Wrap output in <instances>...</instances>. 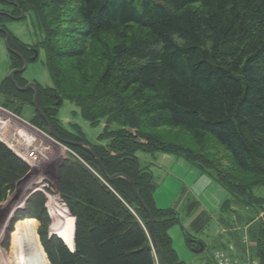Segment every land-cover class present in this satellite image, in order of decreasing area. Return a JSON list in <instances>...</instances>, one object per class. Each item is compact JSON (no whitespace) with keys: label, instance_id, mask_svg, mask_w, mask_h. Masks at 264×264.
Masks as SVG:
<instances>
[{"label":"trees","instance_id":"1","mask_svg":"<svg viewBox=\"0 0 264 264\" xmlns=\"http://www.w3.org/2000/svg\"><path fill=\"white\" fill-rule=\"evenodd\" d=\"M0 2L13 15L20 14V8L31 13L43 33L33 45L44 49L52 80L51 86L37 82L43 113L62 138L89 145L107 169L105 173L88 150L67 144L79 157L60 165L54 189L50 182L35 186L14 220L10 253L19 264H161L150 217L131 184L107 176L117 172L135 181L150 207L166 262L185 264L168 234L179 223L178 212L155 207L153 173L141 164L139 152L180 155L220 183L236 203L260 208L263 197L255 189L264 187V0ZM10 19L0 13L3 26ZM59 22L66 27H58ZM104 35L119 39L112 44ZM10 45L20 53L7 49L11 70L23 65L22 54L30 59L33 52L11 31ZM93 55L105 63L102 71H89L85 65L84 59L96 62ZM62 59L74 63L70 71L59 65ZM97 74L92 90H77L92 84ZM15 79L20 86L29 82L24 72L15 73ZM2 95L10 104L31 105L34 123L48 129L34 105L33 88L20 90L7 75L0 81ZM57 96L79 106L92 125L104 123L98 142L81 128L72 132L63 126ZM17 121L0 110V139L33 162L23 147H40L32 136L38 132L25 125L21 135H6L4 128L13 130ZM160 125L180 127L199 139L213 138L229 153L232 169L146 132ZM13 150L0 141V202L30 170ZM26 216L41 222L42 242L36 219H23ZM256 233L264 263V226ZM186 240L191 244L190 236Z\"/></svg>","mask_w":264,"mask_h":264},{"label":"rangeland","instance_id":"2","mask_svg":"<svg viewBox=\"0 0 264 264\" xmlns=\"http://www.w3.org/2000/svg\"><path fill=\"white\" fill-rule=\"evenodd\" d=\"M3 9L9 10V7L0 2V11H2ZM32 18L33 16L31 15V13H27L26 18L10 19L6 23L7 28L10 29L12 33L17 35V37L23 39L25 42L29 43L31 46L39 42L42 39L41 35L43 34L42 31L34 24ZM1 25L2 23H0V27H2ZM58 27L65 28L66 25L60 23ZM133 29L139 31L140 27L133 26ZM105 39L107 41H110V43L115 44V41H117L119 38H116V36L109 37L106 35ZM5 40L6 39L0 34V81L2 80V78H5V76L9 75L10 73L11 57L6 48ZM93 56L98 58V56L96 55ZM45 60V51L44 49H40L38 58L36 60L29 61L28 68L24 72V76L31 82L36 81L42 84L43 86H51L52 80L45 66ZM95 60L96 62H93L94 64L89 63L88 59H84V62L85 65L88 67L89 71H91V67L95 72L100 70L102 71L103 68H105V63L98 62L97 60H99V58ZM59 65H63L68 71H70L74 63L70 60L62 59ZM99 77L100 75L97 74L92 84H84L77 90L79 92L92 90L96 82L99 80ZM19 103L20 102L10 104L3 95L0 96V110L9 113L15 119L18 120L15 126L13 127V130L12 128H4L6 130L5 133L6 135H9L10 133H12V131H14L16 134L21 135L23 133L24 126L27 125L28 127L38 132L36 133L32 131L34 133L32 136L34 140L40 145V147H38L34 143H31L29 145L26 144V146L23 147L25 152H27L30 157L34 159L33 162L32 160L27 159L22 154L17 153L22 159H25L30 163V170L26 174V176L18 182L15 190L11 191L8 197L4 201L0 202V264H19L16 259L17 255L10 253L12 247V234L17 227L16 224L14 225V220L19 219V210L24 208L28 193L35 186L43 183L50 182L51 185L53 184L54 187L51 186V189L57 187L59 170L58 168L60 167V165L67 159L79 157L78 154L72 148H70L69 145H67L63 141H57L56 139L51 138L47 134V130L39 127L37 124L34 123L33 118H35L36 116L35 110L31 105ZM58 114L65 128L69 129L72 132H77V129L81 128L82 131L85 133L86 137H88L92 141H97L98 134L103 130V122L96 125H92L89 121L82 117L79 106L67 99H65L64 102L60 104L58 108ZM28 122H30L32 125ZM145 129L147 133L157 136V138H159V141L165 142V144H174V147L176 145L179 148H182L183 150L187 149L188 151L191 150V152H198L200 154H203L202 156L208 159L210 162L218 166L224 167V169H232L229 153L211 137H205L203 139L195 138L191 133L176 126L160 125L158 127H147ZM0 141L4 142V144L6 145H9L2 139H0ZM24 141L25 140L23 138V142ZM45 156L46 158H44ZM139 156L142 164L148 163L149 161V163L153 162L157 164V153L156 155H152L150 153L139 152ZM152 166L154 167L153 171L155 179H159L157 172L160 169H158L155 164H152ZM247 177L248 179L254 178L253 175L249 174H247ZM188 181L190 182L191 179L188 178ZM197 181L198 179L194 180V182ZM210 182H212L213 184L215 183L211 179ZM167 183L171 189L172 196L170 197V202L166 207L174 206L177 209L180 217V222L173 224L170 228V234L173 238V246L176 249L179 257L183 259L187 264H215L213 262L212 257L213 252L216 248L219 247V238L223 234L222 225L220 224L218 219L222 212H224L223 205L225 204V199L228 196L231 197L229 191L227 190L228 192L226 191V193L225 189L218 188V190L220 191H216L212 188L204 187V190L199 194L203 195L204 197V202L207 205L206 210L211 219L208 223L201 222L200 225L192 226L190 225V222L193 218H195V215L199 209H196V206H192V209L185 208L187 206L186 203L185 207L182 206V202H180V199L184 196V183H178L176 185L175 183H172V181L171 183L170 181ZM201 185L203 186L204 183H202ZM220 188L223 187L220 186ZM255 193L263 197V202L261 206L262 208H264V187H257L255 189ZM235 207L244 208L245 205L237 203ZM254 213L255 215H250L252 217H255L257 221H254L249 217L243 219L241 216H239L236 225L242 226L241 230L244 232L243 226L246 223L250 224V226H252L249 231L252 237L251 239L257 240L258 234L256 232H258V228L263 227L262 222L264 221V217L261 215L257 217L259 212ZM26 218L36 219V230L39 235L40 241L42 242L39 233V227L41 226V222L35 217L26 216L23 219ZM203 218L204 217L202 216V219ZM185 232H187L188 235L191 237V241L194 242V245L198 246V242L201 241L205 244V248L199 253L195 252V248L190 247L187 244ZM227 237L228 236H226V238ZM227 239H229V237ZM251 247L252 258L259 257V245H257L256 248H253L254 246ZM49 264H51L50 261Z\"/></svg>","mask_w":264,"mask_h":264},{"label":"crops","instance_id":"3","mask_svg":"<svg viewBox=\"0 0 264 264\" xmlns=\"http://www.w3.org/2000/svg\"><path fill=\"white\" fill-rule=\"evenodd\" d=\"M156 160H157V164L153 163V162L149 163L150 161L148 163H144V164L141 163L143 166L149 165L150 169L153 173V179H154V185H155V189L153 192V202H154L155 207L159 208V209H166V208L174 207V206L166 207L170 202V197L172 196L171 189H170L167 182L170 181V183H171V181H172V183H175V185L178 183H184V186H183L184 196H183V198L180 199V202H182V206L185 207V203H186L187 206L185 208L192 209L193 208L192 206H196V209H199L195 215V218H193L192 221L190 222V225H192V226L193 225H200L201 222L202 223H205V222L208 223L209 220L211 219V217L209 216V214L206 210L207 205L204 202V197H203V195H200L199 193H201L204 190V187L205 188L209 187V188H212L216 191H220V190H218V188L219 189H225V188L220 183L215 181L214 179L210 178L209 176L207 177L206 174L202 173L201 170H199L196 166H194L189 160H187L184 157H181L180 155L170 153V152H158ZM152 164H155L158 167V169H160L157 172L159 179H155V177H154V171H153L154 167L152 166ZM188 178L191 179L190 182L188 181ZM195 179H198V181L194 182ZM210 179L213 180L215 183L213 184L212 182H210ZM202 183H204L203 186L201 185ZM219 185L223 188H220ZM226 191L227 190L225 189V192ZM227 201H229V202L226 205L225 204L223 205V210L225 213L222 212V214L220 215V217L218 219V221L222 225V230H223V234L219 238L220 239L219 247L223 246L225 243H227L231 239H234L235 241H237L239 243L240 242V240H239L240 235H243L245 233V231L243 232L241 229H238V230L236 229V226H235L234 222L232 221L233 218H231L230 212L231 211H233V212L237 211L238 218H239V216H241L243 219H246V217L250 218V216H251L250 214L253 213L250 210V208H248L246 206L244 208H242V207L236 208L235 207L236 202L234 201V199H232V197L228 196L225 199V202H227ZM206 202H208V201H206ZM202 216L204 217L203 219H202ZM239 227L240 226H238V228ZM170 228L168 229V234L171 237ZM248 234H249L250 238H252L250 235V232ZM186 235H187V232H186ZM226 236H228L229 239H227L228 237L226 238ZM171 241H172L171 242L172 247H173L178 259L185 262L183 259H181L179 257L176 249L174 248L172 237H171ZM188 245L190 247L195 248V252H197V253H199L201 251V250H199L201 248L199 246L200 242H198L197 247H196V245H194L192 243L188 244ZM204 248H205V246H204ZM185 264H187V263L185 262Z\"/></svg>","mask_w":264,"mask_h":264},{"label":"water","instance_id":"4","mask_svg":"<svg viewBox=\"0 0 264 264\" xmlns=\"http://www.w3.org/2000/svg\"><path fill=\"white\" fill-rule=\"evenodd\" d=\"M23 14H24L23 13V10L21 9V14H20L19 18H21L23 16ZM0 30H4L6 32V44H7L8 48L11 49L13 52H15L17 54H20L17 50L11 48V46L9 44V33L4 28H2V27H0ZM37 55H38V51L35 52V56L32 57V58L34 59ZM23 60H24V65L21 68H14V69H12L11 72H10V77L13 80L14 84L16 85V87L18 89H20V90H26L29 87H33L34 88V90H35V92H34V103H35V106L42 112V110H41V108L39 106V103H38V87H37V84L35 82H29L25 86H20L18 84L17 80L14 77V75H15L16 72H23V71L26 70V68L28 66V60L25 59V58H23ZM61 101H62V99L59 98L57 103L60 104ZM44 118L48 122L49 134L50 135L54 136L57 141H63L64 143L79 145V146L83 147L84 149L88 150L97 159V161H98L99 165L101 166L102 170L105 173H107V169L105 168V166L101 162V159L98 157V155L93 151V149L89 145L85 144L84 142L74 141V140L62 138L55 131V129L53 128L51 122L48 120V118L46 117L45 114H44ZM107 176H108L109 179H115V178H118V177H123V178H125L131 184V186L134 189L137 197L139 198L140 202L143 204L146 212L148 213V215L150 217L154 240H155L156 246L158 247L159 252H160V260H161V263L162 264H168L166 262L165 258H164L162 247L159 244L158 239H157L156 224H155V219H154L153 213H152L150 207L146 204L145 200L141 197L140 192H139V190H138V188L136 186L135 181L130 176H128L126 173H124V172H117L114 175H109L108 174Z\"/></svg>","mask_w":264,"mask_h":264},{"label":"built area","instance_id":"5","mask_svg":"<svg viewBox=\"0 0 264 264\" xmlns=\"http://www.w3.org/2000/svg\"><path fill=\"white\" fill-rule=\"evenodd\" d=\"M215 257L218 264H259L258 262L249 259L242 260L238 257H233L225 250H218L215 253Z\"/></svg>","mask_w":264,"mask_h":264},{"label":"bare ground","instance_id":"6","mask_svg":"<svg viewBox=\"0 0 264 264\" xmlns=\"http://www.w3.org/2000/svg\"><path fill=\"white\" fill-rule=\"evenodd\" d=\"M37 175V174H36ZM34 177H36V176H34ZM27 187V186H26ZM20 205V204H19ZM15 206V205H14ZM17 206V205H16ZM9 211H10V209H9ZM8 212V211H7ZM11 213V212H10ZM8 218H9V216H8Z\"/></svg>","mask_w":264,"mask_h":264}]
</instances>
